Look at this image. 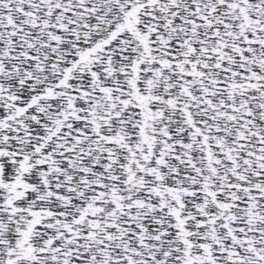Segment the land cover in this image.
Masks as SVG:
<instances>
[{
	"label": "snow or ice",
	"instance_id": "obj_1",
	"mask_svg": "<svg viewBox=\"0 0 264 264\" xmlns=\"http://www.w3.org/2000/svg\"><path fill=\"white\" fill-rule=\"evenodd\" d=\"M0 264H264V0H0Z\"/></svg>",
	"mask_w": 264,
	"mask_h": 264
}]
</instances>
